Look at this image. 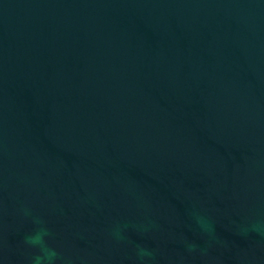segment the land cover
I'll use <instances>...</instances> for the list:
<instances>
[{
	"label": "water",
	"instance_id": "95a60500",
	"mask_svg": "<svg viewBox=\"0 0 264 264\" xmlns=\"http://www.w3.org/2000/svg\"><path fill=\"white\" fill-rule=\"evenodd\" d=\"M38 227L55 264H264V0H0V264Z\"/></svg>",
	"mask_w": 264,
	"mask_h": 264
},
{
	"label": "clouds",
	"instance_id": "9594fccd",
	"mask_svg": "<svg viewBox=\"0 0 264 264\" xmlns=\"http://www.w3.org/2000/svg\"><path fill=\"white\" fill-rule=\"evenodd\" d=\"M34 223L42 225L43 222L39 218H35ZM49 235L50 233L46 228L38 227L32 234L25 238V244L38 250V254L32 257L30 264H55L58 253L54 248L48 246L45 237ZM138 255L143 258L150 256L151 253L140 249Z\"/></svg>",
	"mask_w": 264,
	"mask_h": 264
}]
</instances>
